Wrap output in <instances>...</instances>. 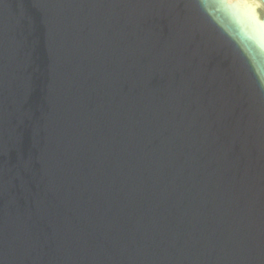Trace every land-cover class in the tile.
<instances>
[{"label":"water","instance_id":"water-1","mask_svg":"<svg viewBox=\"0 0 264 264\" xmlns=\"http://www.w3.org/2000/svg\"><path fill=\"white\" fill-rule=\"evenodd\" d=\"M0 264H264V0H0Z\"/></svg>","mask_w":264,"mask_h":264}]
</instances>
